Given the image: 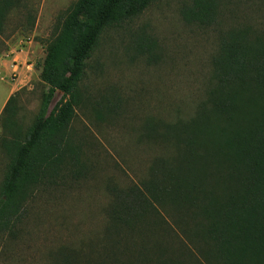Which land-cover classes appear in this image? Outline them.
Masks as SVG:
<instances>
[{"label": "trees", "instance_id": "16d2710c", "mask_svg": "<svg viewBox=\"0 0 264 264\" xmlns=\"http://www.w3.org/2000/svg\"><path fill=\"white\" fill-rule=\"evenodd\" d=\"M154 1L78 0L59 21L45 48L40 78L47 91L33 124L23 131L18 123L17 95L4 107L0 147L10 163L0 188V235L18 234L39 188L79 175L70 128L87 62L108 28L137 18ZM221 3L193 0L182 17L213 26ZM21 8L24 0H0V34L9 13ZM213 73L215 85L196 118L168 127L175 157L155 160L139 184L110 186L107 234L116 245L98 264H264V35L249 27L226 33ZM168 209L184 212L194 226L190 237L211 246L202 261L192 263L160 242L150 247L156 229L162 237L169 232L162 213ZM125 235H137L142 245L123 246Z\"/></svg>", "mask_w": 264, "mask_h": 264}, {"label": "rangeland", "instance_id": "374dc122", "mask_svg": "<svg viewBox=\"0 0 264 264\" xmlns=\"http://www.w3.org/2000/svg\"><path fill=\"white\" fill-rule=\"evenodd\" d=\"M77 1L24 0L25 8L7 16L0 34V135L13 95L23 131L36 119L47 91L40 78L45 48ZM192 1L155 0L137 18L102 35L87 62L70 128L80 173L37 190L18 234L0 235V264H59L64 256L71 264H98L116 245L107 234L110 186L139 184L155 160L175 157L168 127L188 124L206 104L215 85L213 60L226 33L249 27L264 35V0H222L213 26L183 19ZM61 97L56 95L50 109ZM9 163L0 147V188ZM162 213L169 232L162 237L156 229L150 247L160 242L192 263L202 261L211 246L190 237L193 222L184 212ZM121 244L130 250L142 245L137 235H125Z\"/></svg>", "mask_w": 264, "mask_h": 264}]
</instances>
